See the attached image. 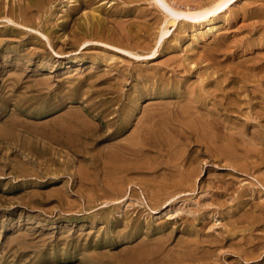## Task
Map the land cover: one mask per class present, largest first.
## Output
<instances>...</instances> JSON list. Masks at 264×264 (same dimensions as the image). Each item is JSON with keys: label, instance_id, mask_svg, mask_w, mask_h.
Listing matches in <instances>:
<instances>
[{"label": "rangeland", "instance_id": "rangeland-1", "mask_svg": "<svg viewBox=\"0 0 264 264\" xmlns=\"http://www.w3.org/2000/svg\"><path fill=\"white\" fill-rule=\"evenodd\" d=\"M6 1L0 0V18L4 16L0 19V264H134L136 261V264H186L188 259H191L188 260L189 264H264V127L261 126L262 124L264 126V95L262 96L264 94V70L262 69L264 0H256L257 4L255 0H238L227 4L216 16L207 15L205 18L200 17L199 20H192L187 17V14H195L199 12V9L209 7L211 1L213 4L216 0H168L173 2L171 4L179 10L178 13H186V15L179 14L176 22L169 28L165 23L169 15L158 5L157 0H87L88 2L86 0L84 2L83 0H61V2L60 0H21L22 4L19 0ZM245 3H248L250 7ZM28 5L30 8H27ZM36 5L41 7L37 9ZM260 5L261 7H258ZM130 6H132L131 9ZM133 7L136 9L134 10ZM5 10L6 13H2ZM37 11L41 13H39L40 18L37 17L39 15ZM208 18L212 20L207 21ZM258 18L261 19L257 20ZM26 22H30L27 26L34 30L21 28L18 24L22 23L26 26ZM127 23L130 25L126 26ZM112 24L116 26L117 31ZM160 30L166 32V35L165 42L158 47L156 40ZM101 33H104L102 37H100ZM139 34H142L141 37ZM70 36L75 41L70 39ZM117 36L118 39L115 38ZM137 36L139 40L136 39ZM98 39L101 40L98 41ZM102 41L109 45L100 44L99 42ZM85 43L89 45L83 49ZM134 43L136 47L133 48ZM110 45L124 49L128 47L127 50L140 55L132 54L131 56V53L109 47ZM156 48L159 50L153 55ZM205 50L210 56H215L210 57ZM200 54L202 57L199 58ZM168 56L172 59L171 61ZM186 57H188L187 61ZM176 61L177 65H175ZM172 64L176 68H173ZM247 64L249 67H246ZM233 67L236 71L230 69ZM250 67L254 69L256 76L253 75ZM109 68L111 70L114 68L112 73ZM221 68L225 69L224 73ZM247 68H250L251 74ZM232 70L239 75H235ZM230 71L234 76L230 74ZM241 72H244V77L239 78L240 74L243 75ZM260 72L263 77L258 74ZM222 75H224L223 78H221ZM219 79H222L221 82ZM225 79L229 80L226 82ZM160 80L161 82H158ZM204 80L208 82L205 83ZM260 80L263 81L260 83ZM241 81L244 83L241 84ZM161 84H165L166 88ZM220 85H223V89ZM243 85H245L244 88H242ZM120 86H123L124 90ZM237 86L238 89L234 90ZM227 87L229 88L226 89ZM216 89H219L221 94ZM212 91L218 94L213 97ZM244 91H248L247 94ZM186 92L191 96H187L189 94ZM183 94L186 96L182 97ZM223 94L226 96L224 97ZM254 96L258 102L253 101L256 99ZM172 98L175 100L172 101ZM201 99H203L202 102ZM181 100L187 101L179 102ZM227 101L232 104H228ZM190 103L194 104H192L193 107ZM256 107L259 109H255ZM167 109L169 110L165 111ZM210 109L218 112L216 121H209L211 116L208 117L209 114L206 113L210 112ZM175 110L178 116L174 114ZM196 111L205 122L200 127L197 119L191 116L198 124L196 127L199 130L194 127L195 122L189 119L191 117L188 116L182 120L183 114H189V112L196 114ZM152 113L160 115L152 121L156 124H152L150 130L149 126H145L146 121L149 122L151 119ZM177 119L185 121L184 123L187 121V124L192 121L190 123L193 125L191 124L192 127L189 128L184 127L185 125L179 127L180 124L174 126ZM143 121H145L144 128ZM167 121H171L172 124L171 122L168 124ZM205 124L212 125L211 129L209 126H204ZM163 125L173 130L163 128ZM228 125L231 126L228 128ZM182 127L184 128L181 131ZM201 128L206 131L204 129L201 131ZM231 128L240 134H234L235 132L229 130ZM235 128L237 131L234 130ZM154 130H157L156 132L159 130L160 136ZM193 130H195L194 133ZM183 131L193 133L190 135L193 142L189 141L191 139L188 141L180 139ZM152 132L156 133L158 141L154 140L155 135H151ZM174 138L181 140L182 144ZM159 139L162 141L160 144ZM162 139L167 142L165 143ZM133 142L134 145H132ZM115 143L116 146H114ZM119 143L120 146L126 145L120 147ZM207 143L210 144L206 145ZM252 143L254 145H250L252 149L245 148ZM135 147L140 151L137 152ZM116 149L120 151H115ZM216 149L218 151L222 149V152ZM121 150L125 154L120 153ZM115 152L118 153L115 155ZM130 157L131 161L128 160ZM105 159L106 161L111 159V162L106 164ZM122 162L124 164L126 162L125 165L128 168ZM112 164L117 166L114 167ZM99 169H102L101 172ZM183 176H186L185 179ZM112 179H116L119 185L122 180L123 185L119 186L114 180L117 184L115 186ZM118 187L123 188L119 191ZM111 188L112 191H110ZM114 188L118 191L115 192ZM88 199L91 201L89 202ZM147 239L149 240L147 245L145 244L146 248L148 244L154 243L153 246L150 245V249L147 248L148 254L154 249L150 254L152 256H146L147 249L145 250L144 243ZM185 244H188L186 245L188 250L183 247ZM155 250H159L157 254ZM179 252L186 253L187 258ZM187 252H190L189 256ZM174 256L177 259L183 257L186 262L184 263V260L181 261L180 258L176 260ZM137 257L141 258L137 260ZM169 259L170 262H168Z\"/></svg>", "mask_w": 264, "mask_h": 264}, {"label": "bare ground", "instance_id": "bare-ground-1", "mask_svg": "<svg viewBox=\"0 0 264 264\" xmlns=\"http://www.w3.org/2000/svg\"><path fill=\"white\" fill-rule=\"evenodd\" d=\"M7 1H8V0H7ZM7 1H6V2H7ZM16 1H17V0H16ZM19 1H21V0H19ZM25 1H26V0H25ZM29 1H30V0H29ZM38 1H39V0H38ZM49 1H50V0H49ZM51 1H53V0H51ZM86 1H87V0H86ZM132 1H133V0H132ZM213 1H214V0H213ZM236 1H238V0H216V1H214L215 3H213V4H212V1H211V4H212V5L210 4L211 6L209 5V7L199 9V12H197V13H195V14H190V13H189V14H187V17L190 18V19H192V20H199L200 17L205 18L207 15H209V16H210V15H215V16H216L217 13H218L220 10H222L227 4H229V3H233V2H236ZM3 2H5V1H3ZM3 2H2V3H3ZM9 2H10V1H9ZM60 2H61V0H60ZM83 2H84V0H83ZM87 2H88V1H87ZM93 2H94V1H93ZM122 2H123V1H122ZM171 2H172V1H171ZM171 2L168 1V0H157L158 5H160V6L163 8L164 12L167 13V14L169 15L168 18H167L166 21H165V23H167V25H166L167 28H169L170 25H172V24H174V23L176 22V18H177V16H178L179 14H181V15H186L185 12L178 13L179 10H178L177 8H175V7L173 6V4H171ZM248 2H249V3H250V2L252 3V1H248ZM253 2H254V1H253ZM258 2H261V1H258ZM0 3H1V2H0ZM14 3H15V1L13 2V4H14ZM33 3H34V2H33ZM41 3H42V1H41ZM51 3H52V2H51ZM89 3H90V2H89ZM91 3H92V1H91ZM124 3H125V2H124ZM124 3H123V4H124ZM172 3H173V2H172ZM255 3H256V0H255ZM261 3H262V2H261ZM7 4H8V3H7ZM16 4L18 5V3H16ZM21 4H22V1H21ZM27 4H28V3H27ZM35 4H36V3H35ZM42 4H43V3H42ZM123 4H122V5H123ZM245 4H248V3H245ZM245 4H244V6H246ZM256 4H257V3H256ZM256 4H254V6H255ZM259 4H260V3H259ZM44 5H45V4H44ZM54 5H55V4H54ZM72 5H73V4H72ZM83 5H84V4H83ZM250 5H251V4H250ZM261 5L263 6V4H261ZM261 5L258 6V7H261ZM25 6H26V5H25ZM36 6H37V5H36ZM46 6H47V5H46ZM70 6H71V5H70ZM73 6H74V5H73ZM248 6H249V4H248ZM251 6H252V5H251ZM2 7H3V6H2ZM5 7H6V6H5ZM5 7H4V8H5ZM13 7H14V6H13ZM18 7H19V6H18ZM20 7H21V6H20ZM23 7H24V6H23ZM23 7H21V8H23ZM39 7H41V6H37V9H39ZM43 7H44V6H43ZM49 7H50V5H49ZM55 7H56V6H55ZM71 7H72V6H71ZM80 7H81V6H80ZM131 7H132V6H130V9H131ZM249 7H250V6H249ZM4 8H3V9H4ZM24 8H25V7H24ZM27 8H30L29 5H28ZM56 8H57V7H56ZM120 8H121V7H120ZM133 8H134V7H133ZM133 8H132V9H133ZM18 9H19V8H18ZM31 9H32V8H31ZM34 9H35V7H34ZM37 9H36V10H37ZM44 9H45V8H44ZM44 9H43V10H44ZM74 9H75V8H74ZM77 9H79V7H78ZM96 9H97V7H96ZM106 9H107V8H106ZM135 9H136V8H134V10H135ZM242 9H243V8H242ZM1 10H2V9H1ZM71 10H72V9H71ZM75 10H76V9H75ZM119 10H120V9H119ZM122 10H123V9H122ZM126 10H127V9H126ZM253 10H254V9H253ZM261 10H262V9H261ZM14 11H15V10H14ZM39 11H40V10H39ZM41 11H42V10H41ZM76 11H77V10H76ZM76 11H75V12H76ZM102 11H104V10H102ZM123 11H124V10H123ZM140 11H141V10H140ZM142 11H143V10H142ZM262 11H263V10H262ZM27 12H28V11H27ZM37 12H38V11H37ZM37 12H36V13H37ZM92 12H94V11L92 10ZM114 12H115V11H114ZM134 12H135V11H134ZM143 12H144V11H143ZM253 12H254V11H253ZM2 13H6V10H5V12H2ZM9 13H10V12H9ZM18 13H19V11H18ZM24 13L26 14V12H24ZM28 13H29V12H28ZM34 13H35V12H34ZM36 13H35V14H36ZM39 13H40V12H38V14H39ZM97 13H98V12H97ZM97 13H95V14H97ZM131 13H132V12H131ZM131 13H130V14H131ZM240 13H241V12H240ZM250 13H251V12H250ZM19 14H20V13H19ZM19 14H18V15H19ZM25 14H24L23 16H25ZM29 14H30V13H29ZM31 14H32V13H31ZM35 14H33V16H34ZM40 14H41V13H40ZM40 14L37 15V17L39 16V18H40ZM49 14H50V13H49ZM57 14H58V13H57ZM113 14H114V13H113ZM142 14H143V13H142ZM21 15H22V13H21ZM21 15H20V16H21ZM43 15H44V14H43ZM69 15H70V14H69ZM84 15H85V14H84ZM134 15H135V14H134ZM136 15H137V14H136ZM138 15H139V14H138ZM238 15H239V14H238ZM14 16H15V15H14ZM20 16H19V17H20ZM23 16L20 18L21 21H22V19H23ZM33 16H32V17H33ZM51 16H52V15H51ZM99 16H100V15H99ZM108 16H109V15H108ZM120 16H121V15H120ZM140 16H141V15H140ZM245 16H246V15H245ZM2 17H4V16L2 15L0 19H2ZM7 17H8V16H7ZM9 17H11V16H9ZM37 17H35V18L37 19ZM42 17H43V16H42ZM52 17H53V16H52ZM57 17H58V16H57ZM92 17H93V16H92ZM114 17H115V16H114ZM124 17H125V16H124ZM242 17H243V16H242ZM17 18H18V17H17ZM26 18H27V16H26ZM39 18H38V20H39ZM58 18H59V17H58ZM84 18H85V17H84ZM94 18H95V17H94ZM107 18H108V17H107ZM115 18H116V17H115ZM14 19H15V18H14ZM14 19H13V20H14ZM24 19H25V18H24ZM36 19H35V20H36ZM49 19H50V18H49ZM56 19H57V18H56ZM66 19H67V18H66ZM69 19H70V18H69ZM109 19H110V18H109ZM112 19H113V18H112ZM112 19H110V20H112ZM260 19H261V18H260ZM260 19L258 18L257 20H260ZM3 20H4V19H3ZM9 20H10V19H9ZM13 20H12V21H13ZM17 20L19 21V18H18ZM29 20L31 21L32 19L30 18ZM29 20H28V21H29ZM63 20H64V19H63ZM85 20H86V19H85ZM123 20H124V19H123ZM148 20H149V19H148ZM211 20H212V19H210V18L207 19V21H211ZM15 21H16V20H15ZM25 21H26V20H25ZM25 21H24V22H25ZM56 21H57V20H56ZM86 21H88V19H87ZM92 21H93V20H92ZM105 21H106V20H105ZM114 21H115V20H113V22H114ZM117 21H118V19H117ZM120 21H121V20H120ZM130 21H131V20H130ZM140 21H141V20H140ZM263 21H264V20H263ZM5 22H6V21H4V23H5ZM24 22H22V23H24ZM34 22H36V21H34ZM43 22H44V21H43ZM48 22H49V20L47 21V23H48ZM58 22H59V21H58ZM63 22H64V21H63ZM65 22H66V20H65ZM81 22H82V21H81ZM94 22H95V21H94ZM98 22H99V21H98ZM126 22H127V21H126ZM132 22H133V21H132ZM142 22H143V21H142ZM249 22H251V21H249ZM257 22H259V21H257ZM4 23H2V24H4ZM22 23H21V24L18 23V24L21 26V28H24V29H27V30H34V29H32L31 27H28V26H27V24H30V22H29V23L26 22V26H25V25H22ZM38 23H39V22H38ZM47 23H46V24H47ZM78 23H79V22H78ZM83 23H84V22H83ZM110 23H111V22H110ZM117 23H119V22H117ZM117 23H116V24H117ZM120 23H121V22H120ZM124 23H125V22H124ZM130 23H131V22H130ZM244 23H245V22H244ZM9 24H10V22H9ZM14 24H15V23H14ZM49 24L51 25V23H49ZM72 24H73V23H72ZM72 24H71V25H72ZM84 24H85V23H84ZM97 24H98V23H97ZM103 24H104V23H103ZM103 24H102V25H103ZM108 24H109V23H108ZM256 24H257V23H256ZM256 24H255V25H256ZM262 24H263V23H262ZM12 25H13V24H12ZM85 25H87V24H85ZM90 25H91V24H90ZM92 25H93V24H92ZM109 25H110V24H109ZM112 25H113V24H112ZM112 25H111V26H112ZM117 25L122 26L123 24H117ZM124 25H125V24H124ZM128 25H130V24L127 23L126 26H128ZM132 25H133V24H132ZM134 25H135V24H134ZM257 25H258V24H257ZM260 25H261V24H260ZM263 25H264V24H263ZM33 26H34V25H33ZM61 26H62V25H61ZM61 26H59V27H61ZM74 26H75V25H74ZM87 26H88V25H87ZM99 26H100V25H99ZM99 26H94V27H99ZM141 26H142V25H141ZM143 26H144V25H143ZM146 26H147V25H146ZM250 26L253 27L254 25H253V26L250 25ZM16 27H17V26H16ZM41 27H42V26H41ZM81 27H82V25H81ZM91 27H93V26H91ZM104 27H105V25H104ZM113 27H114V25H113ZM124 27H125V26H124ZM254 27L256 28V26H254ZM254 27H253V28H254ZM45 28H47V26H46ZM49 28H52V27H49ZM68 28H69V27H68ZM84 28H85V27H84ZM114 28H115V30H116V26H115ZM118 28H120V27H118ZM129 28H130V27H129ZM137 28H138V27H137ZM239 28H240V27H239ZM253 28H251V29H253ZM24 29H23V30H24ZM53 29H55V28H53ZM91 29H92V28H91ZM97 29H99V28H97ZM105 29H106V28H105ZM123 29H126V28H123ZM132 29H134V28H132ZM135 29H136V28H135ZM140 29H141V28H140ZM240 29H241V28H240ZM258 29H259V27H258ZM27 30H26V31H27ZM46 30H47V29H46ZM58 30H59V29H58ZM80 30H81V29H80ZM93 30H94V29H93ZM99 30H100V29H99ZM103 30H104V29H103ZM107 30H108V29H107ZM130 30H131V29H130ZM138 30H139V29H138ZM146 30H147V29H146ZM253 30H254V29H253ZM4 31H5V30H4ZM18 31H19V30H18ZM49 31H51V30H49ZM60 31H61V30H60ZM71 31H72V30H71ZM86 31H87V30H86ZM100 31H101V30H100ZM116 31H117V30H116ZM118 31H119V30H118ZM122 31H123V30H122ZM134 31H135V30H134ZM250 31H251V30H250ZM256 31H257V30H256ZM35 32H36V31H35ZM73 32H74V31H73ZM93 32H94V31H93ZM108 32H109V31H108ZM120 32H121V31H120ZM252 32H253V31H252ZM252 32H251V33H252ZM31 33H32V32H31ZM46 33H47V32H46ZM91 33H92V32H91ZM113 33H115V31H114ZM113 33H112V34H113ZM125 33H127V32H125ZM130 33H131V32H130ZM132 33H133V32H132ZM4 34H5V33H4ZM27 34H28V33H27ZM27 34H25V35L28 36ZM36 34H38V33L36 32ZM36 34H35V36H36ZM77 34L79 35V33H77ZM81 34H82V33H81ZM86 34H87V33H86ZM103 34H104V33H103ZM103 34L101 33V36H100V37H102ZM105 34H106V33H105ZM117 34H118V33H117ZM123 34H124V33H122V35H123ZM134 34H136V33H134ZM134 34H133V35H134ZM64 35H65V34H64ZM68 35H69V34H68ZM68 35H67V36H68ZM74 35H75V34H74ZM83 35H84V34H83ZM92 35H93V34H92ZM92 35H91V36H92ZM133 35H131V36L133 37ZM139 35H140V34H139ZM141 35H142V34H141ZM141 35H140L139 37H141ZM165 35H166V32H164L163 30H160V32H159V34H158V37H157V40H156V42H157V46H158V47L161 46V45L165 42V40H164V39H165ZM6 36H7V35H6ZM22 36H23V35H22ZM46 36H47V34H46ZM76 36H77V35H76ZM88 36H89V35H88ZM105 36H106V35H105ZM107 36H108V35H107ZM109 36H110V35H109ZM113 36H114V35H113ZM123 36H124V35H123ZM145 36H146V35H145ZM3 37H4V36H3ZM9 37H10V36H9ZM18 37H19V36H18ZM36 37H37V36H36ZM47 37H48V36H47ZM51 37H52V36H51ZM63 37H64V36H63ZM65 37H66V36H65ZM73 37H74V36H73ZM78 37L80 38V36H78ZM78 37H77V38H78ZM83 37H84V36H83ZM85 37H86V36H85ZM100 37H99V38H100ZM246 37H247V36H246ZM249 37H250V36H249ZM249 37H248V38H249ZM20 38H21V37H20ZM22 38H23V37H22ZM30 38H31V37H30ZM39 38H41V37H39ZM43 38H44V37H43ZM55 38H56V37H55ZM75 38H76V37H75ZM87 38H88V37H87ZM107 38H108V37H106V39H107ZM115 38L118 39V36L115 37ZM119 38H120V37H119ZM125 38H127V37H125ZM135 38H136V37H135ZM143 38H144V37H143ZM143 38H142V39H143ZM242 38H243V37H242ZM8 39H9V38H8ZM27 39H28V38H27ZM35 39H36V38H35ZM53 39H54V38H53ZM58 39H59V38H58ZM70 39H72V36H70ZM73 39H74V38H73ZM73 39H72V40H73ZM91 39H93V38H91ZM94 39H95V38H94ZM96 39H97V38H96ZM104 39H105V38H104ZM120 39H122V37H121ZM128 39H129V38H128ZM136 39H138V36H137ZM139 39H140V38H139ZM139 39H138V40H139ZM144 39H145V38H144ZM234 39H235V38H234ZM244 39H245V38H244ZM253 39H254V38H253ZM253 39H252V40H253ZM261 39H262V38H261ZM263 39H264V38H263ZM3 40H4V38H3ZM3 40H2V43H3ZM10 40H11V39H10ZM24 40H25V39H24ZM42 40H43V39H42ZM49 40H50V39H49ZM88 40H89V39H88ZM99 40H101V39H98V41H99ZM125 40H127V39H125ZM258 40H259V39H258ZM6 41H8V40H6ZM20 41H21V40H20ZM63 41H64V40H63ZM74 41H75V39H74ZM78 41H81V40L78 39ZM82 41H83V40H82ZM108 41H109V40H108ZM131 41H132V39H131ZM245 41H246V40H245ZM29 42H30V41H29ZM34 42H36V41H34ZM44 42H45V41H44ZM50 42H51V41H50ZM66 42H67V41H66ZM87 42H88V41H87ZM90 42H91V41H90ZM138 42H139V41H138ZM239 42H241V41H239ZM242 42H243V40H242ZM242 42H241V43H242ZM254 42H255V41H254ZM257 42H258V41H257ZM21 43H22V42H21ZM64 43H65V42H64ZM75 43H77V42H75ZM99 43H100V44H104V45H109V44H107L106 42H103V41H102V42H99ZM111 43H112V42H111ZM122 43H123V42H122ZM135 43H137V41H135ZM135 43H134V46H132L133 48L136 47ZM142 43H143V42H142ZM244 43H245V42H244ZM247 43H248V42H247ZM260 43H261V42H260ZM37 44H38V43H37ZM40 44H41V43H40ZM40 44H39V45H40ZM53 44H54V43H53ZM123 44H125V43H123ZM123 44H122V45H123ZM127 44H128V43H127ZM138 44H139V43H137V45H138ZM249 44H250V43H249ZM8 45H9V44H8ZM28 45H29V44H28ZM42 45H43V44H42ZM45 45H46V44H45ZM47 45H48V44H47ZM47 45H46V46H47ZM55 45H56V44H55ZM69 45H70V44H69ZM73 45H74V44H73ZM79 45H81V44H79ZM88 45H89V43H85L83 49H84L86 46H88ZM91 45H93V44H91ZM128 45H129V44H128ZM130 45H131V44H130ZM132 45H133V44H132ZM139 45L141 46V44H139ZM219 45H220V44H219ZM225 45H226V44H225ZM237 45H238V43H237ZM246 45H247V44H246ZM262 45H263V43H262ZM77 46H78V45H77ZM93 46H94V45H93ZM140 46H139V47H140ZM235 46H236V45H235ZM248 46H249V45H248ZM250 46H251V45H250ZM254 46H255V45H254ZM258 46H259V45H258ZM79 47H80V46H79ZM90 47H91V46H90ZM109 47H112V48L115 47L116 49L118 48V49H120V50H122V51H125V52H128V53H131V54H130L131 56H133V55H135V56H139V55H140V54H138V53H137V54H134V52L127 50V49H129L128 47H126V49H124L123 47H118V46H114V45H110ZM124 47H125V45H124ZM130 47H131V46H130ZM158 47H157V48H158ZM220 47H221V46H220ZM236 47H237V46H236ZM251 47H252V46H251ZM26 48H27V47H26ZM44 48H45V47H44ZM44 48H43V49H44ZM46 48H47V47H46ZM74 48H75V46H74ZM91 48H92V47H91ZM133 48H131V49H133ZM157 48H156L155 51L152 53L153 55H154V53H155V54L157 53V52H156L157 50H159V49H157ZM224 48H225V47H224ZM252 48H253V47H252ZM34 49H35V48H34ZM47 49H48V48H47ZM52 49H54V48H52ZM87 49H88V48H87ZM210 49H211V47H210ZM212 49H214L213 46H212ZM215 49H216V48H215ZM249 49H250V47H249ZM249 49H248V50H249ZM20 50H21V49H20ZM39 50H40V49H39ZM61 50H62V49H61ZM134 50H135V49H134ZM255 50H256V49H255ZM14 51H15V50H14ZM25 51L28 52V50H25ZM25 51H24V53H26ZM44 51H45V50H44ZM50 51H51V50H50ZM213 51H214V50H213ZM263 51H264V50H263ZM263 51H262V52H263ZM36 52H37V51H36ZM62 52H63V51H62ZM206 52H208V51L205 50V53H206ZM214 52H217V51H214ZM225 52H227V51H225ZM253 52H254V51H253ZM259 52H260V51H259ZM259 52H258V53H259ZM44 53H45V52H44ZM48 53H49V52H48ZM50 53H51V52H50ZM53 53H54V52H53ZM64 53H65V52H64ZM218 53H219V52H218ZM223 53H224V52H223ZM258 53H256V54H258ZM35 54H36V53H35ZM37 54H38V53H37ZM57 54H58V53H57ZM132 54H133V55H132ZM208 54H209V52H208ZM212 54H213V53H212ZM216 54H217V53H216ZM253 54H254V53H253ZM20 55H21V54H20ZM28 55H29V54H28ZM43 55H45V54H43ZM59 55H60V54H59ZM146 55H148V54H146ZM195 55H196V54H195ZM195 55H194V57H195ZM224 55H225V54H224ZM251 55H252V54H251ZM30 56H31V55H30ZM32 56H34V55H32ZM144 56H145V55H144ZM144 56H143V57H144ZM177 56H178V55H177ZM209 56H210V54H209ZM211 56H212V55H211ZM211 56H210V57H211ZM214 56H215V55H213L212 57H214ZM40 57H42V56H40ZM43 57H44V56H43ZM51 57H52V56H51ZM51 57H50V58H51ZM95 57H96V56H95ZM168 57H169V56H168ZM192 57H193V56H192ZM200 57H202L201 54L199 55V58H200ZM210 57H209V59H211ZM228 57H229V56H228ZM251 57H253V56H251ZM255 57H256V56H255ZM262 57H264V56H262ZM7 58H9V57H7ZM16 58H17V57H16ZM18 58H19V57H18ZM24 58H25V57H24ZM26 58H27V57H26ZM137 58H138V57H137ZM169 58H170V57H169ZM184 58H185V57H184ZM187 58H188V57H186V61H187ZM204 58H205V57H204ZM215 58H216V57H215ZM226 58H227V57H226ZM230 58H231V57H230ZM259 58H260V57H259ZM21 59H22V58H21ZM39 59H40V58H39ZM53 59H54V58H53ZM53 59H52V60H53ZM106 59H107V58H106ZM191 59H193V58H191ZM231 59H232V58H231ZM244 59H245V58H244ZM256 59H257V58H256ZM256 59H255V60H256ZM26 60H27V59H26ZM50 60H51V59H50ZM104 60H105V59H104ZM169 60L171 61L172 59L170 58ZM184 60H185V59H184ZM198 60H200V59H198ZM211 60L213 61V59H211ZM216 60H217V59H216ZM224 60H225V58H224ZM229 60H230V59H229ZM252 60H253V58H252ZM261 60H262V58H261ZM263 60H264V59H263ZM16 61L19 62L18 60H16ZM174 61H175V59H174ZM220 61H222V60H220ZM256 61H257V60H256ZM259 61H260V60H259ZM21 62H22V61H21ZM172 62H173V61H172ZM183 62L185 63V61H183ZM199 62H200V61H199ZM215 62H216V61H215ZM164 63H165V62H164ZM167 63H168V62H167ZM173 63H174V62H173ZM177 63H178V62L176 61L175 65H177ZM180 63H181V62H180ZM184 63H183V65H184ZM189 63H190V62H189ZM216 63H217V62H216ZM218 63H219V62H218ZM218 63H217V64H218ZM256 63H258V62H256ZM50 64H51V63H50ZM169 64H170V63H168V65H169ZM186 64H188V63H186ZM194 64H195V63H194ZM206 64H207V63H206ZM225 64H226V62H225ZM251 64H252V63H251ZM260 64H261V63H260ZM165 65H167V64H165ZM200 65H201V64H200ZM200 65H199V66H200ZM213 65H215V64H213ZM221 65H222V63H221ZM247 65H248V64H247ZM263 65H264V64H262V69L264 70ZM127 66H128V65H127ZM170 66H171V64H170ZM172 66H173V64H172ZM179 66H180V65H179ZM189 66H190V65H189ZM193 66H194V65H193ZM216 66H217V65H216ZM222 66H224V64H223ZM111 67H112V66H111ZM125 67H126V66H125ZM162 67H163V66H162ZM191 67H192V66H191ZM194 67H195V66H194ZM202 67H203V66H202ZM224 67H226V65H225ZM230 67H231V66H230ZM234 67H235V66H234ZM234 67H233V68H230V69H235ZM236 67H237V66H236ZM246 67H249V65L246 66ZM253 67H254V66H253ZM54 68H55V67H54ZM121 68H122V67H121ZM155 68H156V67H155ZM155 68H154V69H155ZM158 68H159V67H158ZM160 68H161V67H160ZM164 68H166V66H165ZM173 68H176V67L173 66ZM192 68H193V67H192ZM217 68H218V70H219V67H217ZM227 68H228V67H227ZM239 68H240V67H239ZM239 68H237L238 71H239ZM250 68H251V67H250ZM250 68H249V69H250ZM109 69L111 70V68H109ZM113 69H114V68H113ZM113 69H112V70H113ZM125 69H126V68H125ZM125 69H124V70H125ZM170 69H171V68H170ZM197 69H198V68H197ZM199 69H201V68H199ZM214 69H215V68H214ZM242 69H243V67H242ZM245 69H246V68H245ZM247 69H248V68H247ZM249 69H248V71H249ZM251 69L253 70V73H254V69H253V68H251ZM258 69H259V68H258ZM112 70H111V73H112ZM116 70H117V68H116ZM118 70H119V69H118ZM132 70H133V69H132ZM146 70H147V69H146ZM152 70H153V69H152ZM166 70H167V69H166ZM180 70H181V69H180ZM218 70H217V72H218ZM221 70H223V69L221 68ZM224 70H225V69H224ZM224 70H223V73H224ZM227 70H228V69H227ZM227 70H226V71H227ZM263 70H261V71H263ZM129 71H130V70H129ZM135 71H136V70H135ZM135 71H134V72H135ZM183 71L185 72V70H183ZM187 71H188V70H186V72H187ZM201 71H202V70H201ZM215 71H216V70H215ZM233 71H234V70H232V72H233ZM235 71H236V69H235ZM235 71H234L233 73H235V75H239V74H236ZM240 71H241V68H240ZM243 71L246 72L247 70H243ZM248 71H247V72H248ZM106 72H107V71H106ZM115 72H116V71H115ZM119 72H120V71H119ZM147 72H149V71H147ZM161 72H162V70H161ZM165 72H166V71H165ZM165 72H164V73H165ZM170 72H171V71H170ZM170 72H169V73H170ZM172 72H173V71H172ZM172 72H171V73H172ZM174 72H178V71H174ZM221 72H222V71H221ZM232 72L230 71V74H231ZM249 72H250V71H249ZM249 72H248V73H249ZM255 72H256V70H255ZM103 73H104V71H103ZM126 73H127V71H126ZM136 73H137V72H136ZM150 73L153 74L152 72H150ZM158 73H159V72H158ZM181 73L184 75L183 72H181ZM203 73H204V72H202V74H203ZM227 73H228V72H227ZM227 73H226V74H227ZM237 73H239V72H237ZM241 73H242V72H241ZM243 73H244V72H243ZM243 73H242V74H243ZM248 73H247V74H248ZM262 73H263V72H262ZM94 74H95V73H94ZM140 74H141V73H140ZM145 74H146V73H145ZM175 74H176V73H175ZM200 74H201V73H200ZM228 74H229V73H228ZM228 74H227V76H230V75H228ZM245 74H246V73H245ZM250 74H251V72H250ZM258 74H261V72L258 73ZM102 75H103V74H102ZM203 75L205 76V74H203ZM203 75H201V76H203ZM218 75H219V74H218ZM231 75L234 76L233 74H231ZM253 75H255V73H254ZM261 75H262V74H261ZM263 75H264V74H263ZM263 75L260 76V77H263ZM89 76H90V75H89ZM100 76H101V75H100ZM105 76H106V75H105ZM110 76H111V75H110ZM117 76H118V74H117ZM122 76H123V75H122ZM127 76H128V75H127ZM127 76H126V77H127ZM157 76H158V75H157ZM162 76H163V75H162ZM165 76H166V75H165ZM167 76H168V75H167ZM172 76H173V74H172ZM174 76H175V75H174ZM176 76H178V75H176ZM179 76H181V75H179ZM184 76H185V75H184ZM199 76H200V75H199ZM199 76H198V77H199ZM255 76H256V75H255ZM255 76H254V77H255ZM130 77H131V76H130ZM138 77L140 78L139 75H138ZM153 77H154V76H153ZM159 77H161V76H159ZM187 77H188V76H187ZM223 77H224V75L221 76V78H223ZM240 77H244V74H243L242 76H241V74H240L239 78H240ZM251 77H252V76H251ZM95 78H96V77H95ZM97 78H98V77H97ZM107 78H108V77H107ZM123 78H124V77H123ZM128 78H129V77H128ZM155 78H156V77H155ZM177 78H178V77H177ZM205 78H206V76H205ZM213 78H214V77H213ZM218 78H219V77H218ZM225 78H226V77H225ZM227 78H228V77H227ZM245 78H246V77H245ZM255 78H256V77H255ZM255 78H253V79H255ZM89 79H90V77H89ZM91 79H92V78H91ZM117 79H118V78H117ZM121 79H122V78H121ZM145 79H146V78H145ZM147 79H148V77H147ZM149 79H150V78H149ZM159 79H160V78H159ZM184 79H185V78H184ZM189 79H190V78H189ZM207 79H208V81H209V78H207ZM235 79H236V78H235ZM241 79H242V78H241ZM93 80H94V78H93ZM113 80H114V79H113ZM129 80H130V79H129ZM152 80H153V79H152ZM152 80H151V82H153ZM170 80H171V79H170ZM170 80H169V81H170ZM185 80H186V79H185ZM215 80H216V79H215ZM219 80H220V79H219ZM221 80H222V79H221ZM221 80H220L219 82H221ZM225 80H226V79H225ZM227 80H229V79H227ZM227 80H226V82H227ZM247 80H248V78H247ZM103 81H104V80H103ZM131 81H132V80H131ZM133 81H134V80H133ZM175 81H176V80H175ZM175 81H174V82H175ZM199 81H200V80H199ZM208 81H207V82H208ZM216 81H217V80H216ZM235 81H236V80H235ZM237 81H238V80H237ZM243 81H244V80H243ZM245 81H246V80H245ZM262 81H263V80H260V83H261ZM89 82H90V81H89ZM96 82H97V81H96ZM98 82H99V81H98ZM115 82H116V81H115ZM140 82H141V81H140ZM144 82H145V81H144ZM158 82H161V80L158 81ZM167 82H168V81H167ZM180 82H181V81H180ZM190 82H191V81H190ZM190 82H189V83H190ZM200 82H201V81H200ZM204 82H205V80H204ZM207 82H205V83H207ZM219 82H218V85H219ZM247 82H248V81H247ZM247 82H246V83H247ZM210 83H211V81H210ZM239 83H240V82H239ZM239 83H238V84H239ZM242 83H244V82L241 81V84H242ZM80 84H81V83H80ZM113 84H114V83H113ZM119 84H120V83H119ZM123 84H125V83H123ZM123 84H122V85H123ZM127 84H128V83H127ZM179 84H180V83H179ZM187 84H188V82H187ZM203 84H204V83H203ZM213 84L215 85V83H213ZM216 84H217V83H216ZM222 84H223V83H222ZM232 84H233V83H232ZM238 84H237V85H238ZM241 84H240V85H241ZM145 85H146V83H145ZM161 85H164V87H165V84H161ZM172 85H173V84H172ZM182 85H183V84H182ZM189 85H191V84H189ZM218 85H215V86H218ZM233 85H234V84H233ZM240 85H239V90H240V87H241ZM245 85H247V84H245ZM245 85H243L242 88H244ZM255 85H256V84H255ZM258 85H259V84H258ZM109 86L111 87V85H109ZM112 86H113V85H112ZM123 86H124V85H123ZM123 86H122V87L120 86V87L123 88ZM148 86H149V85H148ZM151 86L153 87V85H151ZM157 86H158V84H157ZM168 86H169V85H168ZM178 86H179V85H178ZM178 86H177V88H178ZM183 86H184V85H183ZM187 86H188V85H187ZM196 86H197V85H196ZM199 86H200V85H199ZM202 86H203V85H202ZM220 86H221V85H220ZM220 86H219V87H220ZM222 86H223V85H222ZM222 86L220 87L221 89H223ZM231 86H232V85H231ZM234 86H235V85H234ZM106 87H108V86H106ZM118 87H119V86H118ZM124 87H125V86H124ZM235 87H236V86H235ZM235 87H234V90H235V89L237 90V89H238V86H237V88H235ZM246 87H247V86H246ZM249 87H250V85H249ZM125 88H126V87H125ZM144 88H145V87H144ZM165 88H166V87H165ZM173 88H174V87H173ZM179 88H180V87H179ZM188 88H189V86H188ZM188 88H187V89H188ZM196 88H197V87H196ZM220 88H219V89H220ZM228 88H229V87H227L226 89H228ZM230 88H231V87H230ZM255 88H256V87H255ZM255 88H254V89H255ZM147 89H148V88H147ZM150 89H151V88H150ZM161 89H162V88H161ZM169 89H170V88H169ZM185 89H186V88H185ZM194 89H195V88H194ZM219 89H218V90H219ZM224 89H225V88H224ZM99 90H100V89H99ZM109 90H110V89H109ZM122 90H124V88H123ZM164 90H165V89H164ZM174 90H175V89H174ZM177 90H178V89H177ZM179 90H180V89H179ZM188 90H189V89H188ZM190 90H191V89H190ZM209 90H210V89H209ZM216 90H217V89H216ZM218 90H217V92L220 91V90H219V91H218ZM232 90H233V87H232ZM239 90H238V91H239ZM241 90H244V89H241ZM246 90H247V89H246ZM252 90H253V89H252ZM256 90H257V89H256ZM258 90H260V89H258ZM261 90H262V89H261ZM261 90H260V91H261ZM263 90H264V89H263ZM112 91H113V90H112ZM153 91H154V89H153ZM168 91H169V90H168ZM171 91H172V90H171ZM175 91H176V90H175ZM182 91H183V90H182ZM221 91H222V90H221ZM224 91H226V90H224ZM227 91H228V90H227ZM230 91H231V89H230ZM79 92H80V91H79ZM98 92H99V91H98ZM109 92H110V91H109ZM115 92H116V91H115ZM145 92H146V91H145ZM155 92H156V91H155ZM189 92H190V91H189ZM192 92H193V91H192ZM196 92H197V91H196ZM202 92H203V91H202ZM210 92H211V91H210ZM214 92H215V91H214ZM214 92L212 91V93L214 94L213 97H215L216 94H218V93H216V92L214 93ZM222 92H223V91H222ZM231 92H232V91H231ZM235 92H237V91H235ZM240 92H242V91H240ZM244 92H246V91H244ZM247 92H248V91H247ZM247 92H246L245 94H247ZM263 92H264V91H263ZM106 93H107V92H106ZM116 93H119V91H117ZM139 93H140V92H139ZM162 93H163V92H162ZM186 93H187V92H186ZM205 93H206V92H205ZM212 93H210V94L212 95ZM219 93H220V92H219ZM242 93H243V92H242ZM251 93H252V92H251ZM253 93H254V92H253ZM261 93H262V92H261ZM261 93H260V96H261ZM98 94H99V93H98ZM137 94H138V93H137ZM163 94H164V93H163ZM176 94H177V93H176ZM187 94H189V93H187ZM206 94H208V93H206ZM206 94H205V95H206ZM220 94H221V93H220ZM227 94H228V92H227ZM237 94H238V92H237ZM142 95H143V94H142ZM211 95H210V97H211ZM223 95H224V97L226 96V94H223ZM238 95H239V94H238ZM263 95H264V94H262V96H263ZM183 96H186V95L183 94L182 97H183ZM187 96H191V95L189 94V95H187ZM219 96H220V95H219ZM239 96H240V95H239ZM246 96H248V95H246ZM251 96H252V95H251ZM257 96H258V98L260 97L259 95H257ZM203 97H204V96H203ZM206 97H207V96H206ZM228 97H230V96L228 95ZM233 97L236 99L235 96H233ZM254 97H255V96H254ZM118 98H119V97H118ZM148 98H149V97H148ZM152 98H153V97H152ZM176 98H177V97H176ZM188 98H191V97H188ZM188 98H187V99H188ZM208 98H209V97H208ZM217 98H218V96H217ZM221 98H222V97H221ZM240 98H241V97H240ZM255 98H256V97H255ZM178 99L180 100V97H178ZM182 99H183V98H182ZM209 99H210V98H209ZM226 99H228V98L226 97ZM231 99H232V97H231ZM231 99H230V100H231ZM235 99H233V100H235ZM242 99H243V98H242ZM242 99H241L240 101H242ZM259 99H261V97H260ZM119 100H120V99H119ZM174 100H175V99L172 98V101H174ZM191 100H192V99H191ZM194 100H195V99H194ZM202 100H203V99H201V102H202ZM214 100H215V99H214ZM220 100H221V99H220ZM236 100H238V99H236ZM247 100H248V98H247ZM250 100H251V99H250ZM255 100H257V102H258V99H257V98L254 99L253 101H255ZM186 101H187V100H186ZM186 101H182V100H181V101H179V102H186ZM215 101H216V100H215ZM240 101H239V102H240ZM251 101H252V100H251ZM251 101H250V103H252ZM260 101H261V100H260ZM260 101H259V102H260ZM125 102H126V100H125ZM188 102H190V101H188ZM205 102H206V101H205ZM220 102H221V101H220ZM227 102H228V104L231 103V102H229V101H227ZM227 102H226V103H227ZM232 102H233V101H232ZM234 102H237V101H234ZM261 102H262V101H261ZM170 103H172V102L170 101ZM207 103H208V101H207ZM210 103H213V102H210ZM218 103H219V101H218ZM222 103H223V102H222ZM242 103H243V102H242ZM250 103H248V104H250ZM263 103H264V102H263ZM263 103H262V104H263ZM183 104H185V103H183ZM186 104H187V103H186ZM190 104L192 105L193 103H190ZM198 104H199V103H198ZM198 104H197V105H198ZM203 104H204V103H203ZM224 104H225V103H224ZM231 104H232V103H231ZM233 104H234V103H233ZM235 104H238V103H235ZM239 104H241V103H239ZM239 104H238V105H239ZM187 105H188V104H187ZM193 105H194V104H193ZM193 105H192V107H193ZM216 105H217V104H216ZM244 105H246V104H245V101H244ZM244 105H243V106H244ZM263 105H264V104H263ZM164 106H165V105H164ZM181 106H182V105H181ZM199 106H200V105H199ZM201 106H202V105H201ZM218 106H219V105H218ZM249 106H250V105H249ZM249 106H247V107H249ZM155 107H156V106H155ZM161 107H162V106H161ZM183 107H185V105H184ZM189 107H190V106H189ZM189 107H187V109H188ZM196 107H197V106H196ZM203 107H204V106H203ZM211 107H212V106H211ZM211 107H210V108H211ZM213 107H214V106H213ZM215 107H216V106H215ZM226 107H227V106H226ZM229 107H230V106H229ZM229 107H227V108H229ZM240 107L243 109L242 105H241ZM245 107H246V106H245ZM245 107H244V108H245ZM251 107H252V106H251ZM263 107H264V106H263ZM198 108H200V107H198ZM206 108H207V106H206ZM221 108H222V107H221ZM230 108H231V107H230ZM230 108H229V109H230ZM252 108H253V107H252ZM252 108H251V110H252ZM259 108H260V106H259ZM259 108L256 107L255 109H259ZM155 109H156V108H155ZM159 109H161V108H159ZM164 109H165V107H164ZM177 109H178V108H177ZM187 109H186V110H187ZM189 109H192V108H189ZM196 109H197V108H195V110H196ZM215 109H216V108H215ZM215 109H210V112L206 113V114H209L208 117L211 116V117H210V120H209L210 122H212V120H213V121H216V116H217V113H218L217 111H218L219 109H216L217 111H216ZM223 109H224V108H223ZM249 109H250V108H249ZM119 110H120V107H119ZM156 110H158V108H157ZM168 110H169V109H167V110H165V111H168ZM184 110H185V108H184ZM200 110L202 111V109H200ZM200 110H199V111H200ZM234 110H235V109H234ZM239 110H240V109H239ZM239 110H238V111H239ZM244 110H246V109H244ZM244 110H240V111H244ZM251 110H250V111H251ZM253 110H254V109H253ZM253 110H252V111H253ZM263 110H264V109H263ZM189 111H190V110H189ZM201 111H200V112H201ZM203 111H204V110H203ZM203 111H202V112H203ZM230 111H231V110H230ZM247 111H249V110L247 109ZM250 111H249V112H250ZM254 111L256 112V110H254ZM254 111H253V112H254ZM261 111H262V108H261ZM157 112H158V111H157ZM186 112H187V111H186ZM186 112H183V113H186ZM205 112H206V111H204V113H205ZM219 112H221V111H219ZM228 112H229V111H228ZM235 112H236V111H235ZM262 112H263V111H262ZM81 113H82V112H81ZM162 113H163V112H162ZM166 113H168V112H166ZM177 113H178V112L175 110L174 114L178 116ZM198 113H199V112H198ZM245 113H248V112H245ZM245 113H244V114H245ZM251 113H252V112H251ZM256 113H257V112H256ZM256 113H254V114H256ZM85 114H86V112H85ZM152 114H153V113H152ZM152 114H151L152 117L150 116L151 119L149 120V122H148V120H147V121L145 120V121H146V124H147L145 127H148V126H149V127H150V130H151V126H152V124H154V125L156 124V123H153L152 121L155 119L156 116H159V115H160V114H158V115H157V114H153V115H152ZM174 114H173V115H174ZM181 114H182V113H181ZM202 114H203V113H202ZM206 114H205V115H206ZM227 114H228V113H227ZM229 114H230V113H229ZM244 114H243V116H244ZM248 114H249V113H248ZM248 114H247V115H248ZM258 114H261V113H258ZM258 114H257V116L259 117ZM263 114H264V112H263ZM104 115H105V114H104ZM161 115H163V114H161ZM164 115H165V112H164ZM168 115H169V114H168ZM173 115H172V116H173ZM183 115H184V116H183V119H182V120H185V119H186L185 117H188V116H189V117H191V116H192V117H195V118L197 119L196 121H198L200 127H202V124L205 123L204 121L201 120V119H202V118H200L201 116H198V115H197V111H196V114H195V112H193L192 114H190V112H189V114L186 113V114H183ZM199 115H200V114H199ZM225 115H226V114H224V116H225ZM230 115H231V114H230ZM235 115H236V114H235ZM239 115H240V114H239ZM249 115H250V114H249ZM87 116H88V115H87ZM87 116H86V117H87ZM115 116H116V115H115ZM119 116H120V115H119ZM148 116H149V114H148ZM206 116H207V115H206ZM228 116H229V115H228ZM237 116H238V114H237ZM241 116H242V115H241ZM261 116H262V115H261ZM86 117H84V118H86ZM192 117L189 118V119H192ZM219 117H220V116H219ZM229 117H230V116H229ZM247 117H248V116H247ZM258 117H257V118H258ZM103 118H104V117H103ZM147 118H149V117H147ZM158 118H159V117H158ZM180 118H181V117H180ZM184 118H185V119H184ZM259 118H261V117H259ZM121 119H122V118H121ZM145 119H146V118H145ZM175 119H176V118H175ZM189 119H187V120L189 121ZM203 119H204V118H203ZM208 119H209V118H208ZM217 119H218V118H217ZM220 119H221V118H220ZM246 119H247V118H246ZM246 119H245V120H246ZM249 119H250V118H249ZM251 119H252V118H251ZM251 119H250V120H251ZM169 120H170V119H169ZM177 120H178V121L176 122V124H174V126H177L178 124H180L179 127L185 125L184 127H188V128H189V127L191 126V124L193 125V123L195 122V121H194V118L192 119V120H193V123H190V122H192V121L189 122L190 125H189V123L187 124V121H186V123H184L185 121L182 122V121H180L179 119H177ZM204 120H205V119H204ZM206 120H207V119H206ZM206 120H205V121H206ZM262 120H263V119H262ZM145 121H143V123H144ZM161 121H162V119H161ZM164 121L166 122V119H165ZM263 121H264V120H263ZM168 122L170 123L171 121H167V123H168ZM202 122H203V123H202ZM226 122H227V121H226ZM249 122H250V121H249ZM257 122H258V121H257ZM101 123H102V122H101ZM118 123H119V122H118ZM118 123H117V124H118ZM139 123H141V122H139ZM143 123H142V124H143ZM169 123H168V124H169ZM173 123H174V122H173ZM207 123H208V122H207ZM107 124H108V123H107ZM158 124H159V123H158ZM165 124H166V123H165ZM171 124H172V122H171ZM171 124H170V125H171ZM195 124H196V122L194 123V125H195ZM228 124H230V122H229ZM233 124H234V123H233ZM247 124H248V123H247ZM251 124H253V123H251ZM99 125H100V124H99ZM144 125H145V123L143 124V128H144ZM159 125H160V124H159ZM159 125H158V127H159ZM197 125H198V124H196L194 127H196ZM234 125L236 126V124H234ZM125 126H127V125H125ZM128 126H129V125H128ZM128 126H127V127H128ZM167 126H168V125H167ZM204 126H207V127H208L209 124H208V125L205 124ZM211 126H212V125H211ZM211 126H209L210 129H211ZM222 126H223V125H222ZM225 126H226V125H225ZM225 126H224V127H225ZM230 126H231V125H228V128H229ZM239 126H241V125H239ZM248 126H249V125H248ZM248 126H247V127H248ZM254 126H255V125H254ZM258 126H260V125H258ZM261 126L264 127L263 124H262ZM94 127L96 128V126H94ZM94 127H93V128H94ZM104 127H106V126H104ZM107 127L109 128L110 126H107ZM139 127H140V126H139ZM139 127H138V128H139ZM156 127H157V126H156ZM171 127H172V126H171ZM184 127L180 128L181 131L183 130ZM191 127H192V126H191ZM194 127H193V128H194ZM198 127H199V126H198ZM207 127H206V128H207ZM232 127H233V125H232ZM241 127H242V126H241ZM241 127H240V129H242ZM243 127H244V125H243ZM245 127H246V126H245ZM154 128H155V126H154ZM163 128H168V130L171 129L170 127H166V125H165V127H164V125H163ZM163 128H161V129H163ZM176 128H177V127H176ZM188 128H187V129H188ZM193 128H192V129H193ZM196 128H197V127H196ZM196 128H195V129H196ZM225 128H226V127H225ZM225 128H224V129H225ZM233 128H234V127H233ZM83 129H84V128H82V130H83ZM110 129H112V128H110ZM139 129H140V128H139ZM148 129H149V128H148ZM180 129H179V130H180ZM190 129H191V128H190ZM190 129H189V130H190ZM203 129H204V128H203ZM203 129L201 128V131H202ZM208 129H209V128H208ZM231 129H232V128H231ZM231 129H229V130H230V131H233V129H232V130H231ZM259 129H260V128H259ZM85 130H86V129H84V131H85ZM90 130H92V129H90ZM93 130H94V129H93ZM136 130H137V129H136ZM143 130L146 131V129H142V131H143ZM159 130H160V128H159ZM159 130H158V132H156L157 130H156V131L154 130V132L159 133V132L161 131V130H160V131H159ZM165 130H167V129H165ZM171 130H173V129H171ZM171 130H170V131H171ZM197 130H199V129L197 128ZM197 130H196V132H197ZM204 130L206 131V129H204ZM226 130H227V129H226ZM234 130H236V128H235ZM242 130H243V129H242ZM87 131H88V130H86V132H87ZM112 131H113V130H112ZM137 131H138V130H137ZM142 131H140V133H141ZM152 131H153V130H152ZM191 131H192V130H191ZM194 131H195V130H193V133H194ZM201 131H200V132H201ZM207 131H208V130H207ZM236 131H237V130H236ZM88 132L90 133V131H88ZM98 132H99V131H98ZM148 132H149V131H148ZM148 132H147V133H148ZM162 132H163V130H162ZM162 132H161V133H162ZM167 132H169V131H167ZM171 132H172V131H171ZM233 132H235V131H233ZM83 133H84V132H83ZM83 133H82V134H83ZM92 133H93V132H92ZM99 133H101V132H99ZM140 133H139V134H140ZM144 133H145V132H144ZM152 133H153V132H152ZM152 133H151V135H155V136H154V137H155L154 140H155V139H156V133H155V134H154V133L152 134ZM165 133H166V132H165ZM175 133H176V132H175ZM193 133H191V132H187V131H185V132L183 131V134H182L183 136H181L179 133H178V135L181 136L180 139L183 138L185 141H186V140L188 141L189 139H191V138H190V137H191L190 135H191V134L193 135ZM223 133H224V132H223ZM245 133H246V132H245ZM135 134H137V133H135ZM148 134L150 135V133H148ZM198 134H199V132H198ZM198 134L196 133V135H198ZM234 134H240V133H236V132H235ZM252 134H253V133H252ZM257 134H258V133H257ZM261 134H263V133H261ZM85 135H86V134H85ZM107 135H108V134H107ZM120 135H121V133H120ZM166 135H167V134H166ZM175 135H176V134H175ZM205 135H206V134H205ZM207 135H208V134H207ZM230 135H231V134H230ZM241 135H242V133H241ZM263 135H264V134H263ZM79 136H80V134H79ZM86 136H87V135H86ZM86 136H85V137H86ZM99 136H100V135H99ZM134 136H137V135H134ZM134 136H133V137H134ZM145 136H146V135H145ZM158 136H160V133H159ZM164 136H165V134H164ZM170 136H171V139H172V138H173L172 135H170ZM198 136H200V135H198ZM203 136H204V135H203ZM213 136H214V135H213ZM223 136H224V135H223ZM239 136H240V135H239ZM243 136H244V135H242V137H243ZM256 136L258 137L259 134L256 135ZM256 136H255V137H256ZM260 136H261V135H260ZM85 137H84V138H85ZM88 137H89V136H88ZM90 137H91V136H90ZM105 137H107V136H105ZM105 137H104V138H105ZM149 137H150V136H149ZM168 137H169V135H168ZM168 137L166 136V138H168ZM174 137H175V136H174ZM205 137H206V136H205ZM210 137L213 138L212 136H210ZM210 137H209V138H210ZM230 137H231V136H230ZM230 137H229V138H230ZM252 137H254V135H253ZM257 137H256V138H257ZM79 138H80V137H79ZM86 138H87V137H86ZM119 138H120V137H119ZM119 138H118V139H119ZM136 138H137V137H136ZM141 138H142V136H141ZM160 138H162V137H160ZM163 138L166 139L165 137H163ZM178 138H179V137H178ZM197 138H198V137H197ZM263 138H264V136H263ZM81 139H82V138H81ZM87 139H88V138H87ZM87 139H86V142H87ZM93 139H94V136H93ZM105 139H106V138H105ZM118 139H117V140H118ZM120 139H121V138H120ZM137 139H138V138H137ZM174 139H177V138H174ZM200 139H201V138H200ZM217 139H218V138H217ZM243 139H244V138H243ZM249 139H250V138H249ZM259 139H261V138H259ZM96 140H97V139H96ZM113 140H114V139H113ZM121 140H122V139H121ZM139 140H140V139H139ZM156 140H157V139H156ZM159 140H160V139H159ZM162 140H163V139H162ZM177 140H179V139H177ZM204 140H205V139H204ZM213 140H214V139H213ZM228 140H230V139H228ZM245 140H246V137H245ZM245 140H244V141H245ZM250 140H251V139H250ZM250 140H249V142H252V141H250ZM76 141H77V140H76ZM76 141H75V142H76ZM106 141H107V140H106ZM128 141H129V140H128ZM128 141H127V142H128ZM146 141H147V140H146ZM148 141H149V139H148ZM157 141H158V140H157ZM163 141H165V140H163ZM172 141H173V140H172ZM189 141L193 142L192 139L189 140ZM210 141H211V140H210ZM230 141H231V140H230ZM244 141H243V142H244ZM82 142H83V140H82ZM82 142H81V143H82ZM86 142H84V143H86ZM113 142H114V141H113ZM129 142L131 143L132 141L130 140ZM135 142H137V141H135ZM143 142H144V140L142 141V143H143ZM155 142H156V141H155ZM161 142H162V141L160 140V142H158V143L160 144ZM166 142H167V141H165V143H166ZM177 142L181 143L182 141L179 140V141H177ZM191 142H188V143H191ZM201 142H204V143H205V141H202V140H201ZM231 142H232V141H231ZM247 142H248V141H247ZM140 143H141V141H140ZM140 143H139V144H140ZM142 143H141V145H142ZM145 143H146V142H145ZM145 143H144V144H145ZM195 143H196V141H195ZM204 143H202V144H204ZM212 143H213V142H212ZM212 143H211V144H212ZM232 143H233V142H232ZM260 143H261V142H260ZM88 144H91V143H88ZM88 144H86V145H88ZM111 144H113V143H111ZM123 144H125V143H123ZM127 144H128V143H127ZM134 144H135V143L133 142L132 145H134ZM136 144H137V143H136ZM146 144H148V143H146ZM151 144H152V143H151ZM181 144H182V143H181ZM198 144H199V141H198ZM200 144H201V143H200ZM202 144H201V145H202ZM209 144H210V143H209ZM209 144L207 143L206 145H209ZM239 144H240V143H239ZM239 144H237V145H239ZM244 144H245V142H244ZM246 144H247V143H246ZM257 144H258V143H257ZM263 144H264V143H263ZM125 145H126V144H125ZM125 145H124V146H125ZM128 145H130V144H128ZM132 145H130V146H132ZM137 145H138V144H137ZM162 145H163V144H162ZM212 145L214 146V144H212ZM250 145L254 146L253 143H252V144H249V145H248L247 147H245V148H246V149H249L248 147H250V149H252L253 147H251ZM84 146H85V145H84ZM90 146H92V145H90ZM112 146H113V145H112ZM114 146H116V143H115ZM117 146H118V145H117ZM119 146H120V143H119ZM121 146L124 147L122 144H121ZM121 146H120V147H121ZM92 147H93V146H92ZM204 147H205V145H204ZM217 147H218V146H217ZM225 147H226V146H225ZM228 147H231V146H228ZM239 147H240V146H239ZM116 148H117V147H116ZM132 148L134 149V147H132ZM231 148H233V146H232ZM257 148H258V147H257ZM92 149H93V148H92ZM92 149H91V150H92ZM125 149H126V148H125ZM130 149H131V147H130ZM136 149H137V147H135V150H136ZM217 149H218V148H217ZM217 149H216V150H217ZM219 149H220V148H219ZM96 150H97V149H96ZM127 150H128V152H129V149H127ZM127 150H126V151H127ZM138 150H139V149H137V152H138ZM204 150H205V149H204ZM221 150H222V149H221ZM221 150H219V151L217 150V151L220 152ZM223 150H224V149H223ZM92 151H93V150H92ZM115 151H118V152H119L120 150H117V149H116ZM121 151H122V150H121ZM139 151H140V150H139ZM231 151H234V150H231ZM251 151H253V150H251ZM256 151H257V150H256ZM99 152H100V151H99ZM118 152H115V155H116V153H118ZM135 152H136V151H135ZM137 152H136V153H137ZM221 152H222V151H221ZM225 152H226V151H225ZM237 152H238V151H237ZM246 152H247V151H246ZM246 152H245V153H246ZM253 152H254V151H253ZM82 153H83V152H82ZM84 153H86V152H84ZM90 153H92V152H90ZM95 153H96V152H95ZM97 153H98V152H97ZM97 153H96V154H97ZM112 153H113V152H112ZM120 153L125 154V152H123V151L120 152ZM223 153H224V151H223ZM86 154H87V153H86ZM88 154H89V153H88ZM99 154H100V153H99ZM104 154H105V151H104ZM106 154H108V152H107ZM130 154H131V153H130ZM137 154H138V153H137ZM178 154H179V153H178ZM92 155H93V157H94V154H92ZM92 155H90V156L92 157ZM221 155H222V153H221ZM251 155H252V154H251ZM99 156H101V155H99ZM107 156H108V155H107ZM107 156H106V157H107ZM117 156H118V155H117ZM117 156H114V158H115V157L118 158ZM120 156H122V155H120ZM132 156H133V155L131 154V157H132ZM138 156H139V155H138ZM97 157H98V155H97ZM125 157H126V155H125ZM127 157H128V156H127ZM131 157H130V159H128V160L131 161L132 158H133V157H132V158H131ZM87 158H88V157H87ZM95 158H96V157H95ZM100 158H101V157H100ZM103 158H104V157H103ZM182 158H183V157H182ZM97 159H98V158H97ZM118 159H119V158H118ZM118 159H117V160H118ZM122 159H123V157H122ZM136 159H138V157H137ZM90 160H91V159H90ZM93 160H94V159H93ZM110 160H111V159H110ZM110 160H109V161H106V159H105L106 164H107V162H111ZM115 160H116V159H115ZM120 160H121V158H120ZM120 160H119V161H120ZM124 160H126V159L124 158ZM128 160H127V161H128ZM91 161H92V160H91ZM103 161H104V160H102V162H103ZM113 161H114V160H113ZM119 161H117V162H119ZM133 161L135 162L134 159H133ZM136 161H138V160H136ZM120 162H121V161H120ZM123 162H124V161H123ZM123 162H122V163H123ZM128 162H129V161H128ZM247 162H248V161H247ZM93 163H94V162H93ZM130 163H131V162H130ZM114 164H115V163H114ZM114 164H112V165H114ZM123 164H124V163H123ZM125 164H126V162H125ZM125 164H124V165H125ZM132 164H134V163H132ZM127 165H128V164H127ZM87 166H88V165H87ZM103 166H104V165H103ZM116 166H117V165H114V167H116ZM125 166H126V165H125ZM129 166H130V165H129ZM136 166H137V165H136ZM139 166H140V164H139ZM243 166H244V164H243ZM107 167H108V166H107ZM110 167H111V166H110ZM112 167H113V166H112ZM114 167H113V168H114ZM122 167L124 168V166H122ZM126 167H127V166H126ZM92 168H93V167H92ZM101 168H102V167H101ZM117 168H119V167H117ZM117 168H116V169H117ZM127 168H128V167H127ZM133 168H135V167H133ZM234 168H235V167H234ZM236 168H237V167H236ZM238 168H239V167H238ZM241 168H242V167H241ZM86 169H87V168H86ZM89 169H90V168H89ZM102 169H103V168H102ZM102 169H99V171L101 172ZM107 169H108V168H107ZM110 169H111V168H110ZM116 169H115V170H116ZM120 169L122 170V168H120ZM120 169H119V170H120ZM125 169H126V168H125ZM129 169H130V168H129ZM137 169H138V168H137ZM244 169H245V168H244ZM87 170H88V169H87ZM87 170H86V172H87ZM90 170H91V169H90ZM104 170H105V166H104ZM108 170H109V169H108ZM111 170H112V169H111ZM111 170H110V171H111ZM113 170H114V169H113ZM115 170H114V171H115ZM119 170H118V171H119ZM121 170H120L119 173H121ZM241 170L243 171V168H242ZM114 171H113V172H114ZM118 171H117V172H118ZM80 172H81V171H80ZM113 172H112V173H113ZM243 172H244V171H243ZM115 173H116V172H115ZM89 174H90V173H89ZM110 175H111V173H110ZM112 175H114V174H112ZM121 175H122V174H121ZM182 175H183V174H182ZM106 176H108V175L106 174ZM185 177H186V176H185ZM185 177L183 176L184 179H185ZM111 178H114V177L111 176ZM116 178L118 179L119 177L117 176ZM123 178H124V177H123ZM123 178H122V179H123ZM184 179H182V180H184ZM112 180H113V179H112ZM114 180H116V179H114ZM114 180H113V181H114ZM123 181H124V180H123ZM124 182H125V181H124ZM183 182H184V181H183ZM93 183H94V182H93ZM116 183H117V180H116ZM116 183H115V181H114L115 186L118 184V183H117V184H116ZM121 183H122V180H121ZM121 183H120V185H119V184H118V185H119V186H122L123 184H121ZM108 184H109V182H108ZM109 185H110V184H109ZM263 185H264V184H263ZM95 186H96V185H95ZM101 186H102V185H101ZM112 186H113V184H112ZM115 186H114V187H115ZM91 187H92V186H91ZM98 187H100V186L98 185ZM123 187H124V186H123ZM123 187H121V188H123ZM92 188H95V187L93 186ZM118 188H119V191H120L121 188H120V187H118ZM100 189H101V187H100ZM90 190H91V189H90ZM92 190H93V189H92ZM96 190H97V187H96ZM114 190H115V188H114ZM229 190H230V189H229ZM94 191H95V190H94ZM108 191H109V190H107V192H108ZM110 191H112V188H111ZM116 191H118V190H115V192H116ZM121 191H122V190H121ZM107 192H106V193H107ZM106 193H105V194H106ZM102 194H103V192H102ZM92 195H93V194H92ZM94 195H96V194H94ZM107 195H108V194H107ZM109 195H111V193H110ZM113 195H115V194H113ZM84 197H85V196H84ZM88 197H89V196H88ZM92 197L94 198V196H92ZM92 197H91V198H92ZM95 197H96V196H95ZM88 200H89V202L91 201V199H88ZM88 200H85V201H88ZM93 200H94V199H93ZM95 200H96V198H95ZM92 203H93V202H92ZM261 216H262V215H261ZM262 218H263V217H262ZM148 240H149V239H147V240H146V243H144V247L147 245V243H148L147 241H148ZM152 241H153V240H152ZM152 241H150V242H152ZM144 242H145V241H144ZM153 242H154V241H153ZM145 244H146V245H145ZM153 244H154V243H153ZM153 244H152V245H151V244H148L149 246H147V248L149 247V249H150V247L153 246ZM150 245H151V246H150ZM186 245L188 246V244H185V246H183V247L187 248ZM221 245H222V244H221ZM142 247H143V246H142ZM144 247H143V249H144ZM161 247H162V246H161ZM161 247H160V249H162ZM147 248L145 247V250H146ZM151 249H152V248H151ZM157 249H159V248H157ZM160 249H159V250H160ZM192 249H193V248H192ZM153 250H154V249H152V251H153ZM159 250H155L156 253H155V252H153V253L157 254ZM184 250H186V249H184ZM187 250H188V248H187ZM187 250H186V251H187ZM146 251H147V255H146V256H152V255H150V254L152 253L151 250L149 251V252H151V253H149V254H148V249H147ZM161 251H162V250H161ZM181 251L184 252L183 250H181ZM163 252H164V251H163ZM163 252H162V253H163ZM162 253H161V254H162ZM179 253H180V252H179ZM143 254L145 255L146 253H143ZM155 254H154V256H156ZM159 254H160V253H159ZM180 254L182 255L183 253H180ZM187 254H188L187 256H189V255H190V252H187ZM184 255H185V256H184ZM240 255H241V254H240ZM141 256H142V254H141ZM179 256H180V255H179ZM142 257H144V256H142ZM174 257H175V256H174ZM177 257H178V256H177ZM183 257L187 258V257H186V253L183 254ZM183 257H182V259H183ZM140 258H141V257H140ZM140 258H139V259H140ZM147 258H148V257H147ZM175 258H176V257H175ZM179 258H180V257H179ZM179 258H178V259L176 258V260H180V259H181V258H180V259H179ZM185 258H184V259H185ZM135 259H136V258H135ZM139 259H138V257H137V260H139ZM172 259H173V258H172ZM172 259H171V260H172ZM182 259H181V261H182ZM184 259H183V260H184ZM204 259H205V258H204ZM132 260H134V259H132ZM185 260H186V259H185ZM185 260L183 261L184 263L186 262ZM188 260H191V259H188ZM188 260H187L186 264H187V263L189 264ZM143 261H144V260H143ZM149 261H150V260H149ZM165 261H166V260H165ZM173 261H174V259H173ZM133 262H134V261H133ZM139 262H140V261H139ZM168 262H170V259H169ZM174 262L176 263V261H174ZM136 263H137V261H136L134 264H136ZM172 263H173V262H172ZM190 263H191V262H190ZM130 264H131V263H130Z\"/></svg>", "mask_w": 264, "mask_h": 264}]
</instances>
